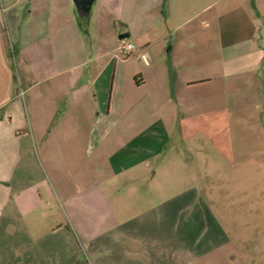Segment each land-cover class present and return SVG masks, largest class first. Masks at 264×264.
Instances as JSON below:
<instances>
[{
    "label": "crops",
    "instance_id": "obj_1",
    "mask_svg": "<svg viewBox=\"0 0 264 264\" xmlns=\"http://www.w3.org/2000/svg\"><path fill=\"white\" fill-rule=\"evenodd\" d=\"M147 2L130 29L123 0H97L85 50L71 0H48L52 40L27 26L31 0H0V264H258L262 248L218 218L232 211L199 201L202 168L264 153L262 140L253 154L236 143L264 138V0H168L164 17ZM116 20L134 34L129 55L124 38L104 45Z\"/></svg>",
    "mask_w": 264,
    "mask_h": 264
},
{
    "label": "rangeland",
    "instance_id": "obj_2",
    "mask_svg": "<svg viewBox=\"0 0 264 264\" xmlns=\"http://www.w3.org/2000/svg\"><path fill=\"white\" fill-rule=\"evenodd\" d=\"M167 1L168 0H161V14L163 15V17L166 15V5L168 6ZM184 1L190 3L193 0ZM41 2L42 4L38 5ZM256 2H258V0H256ZM146 3H148L147 0H123L122 17L123 19H125L124 21L128 24L130 29H134L133 27L136 25V23L139 24V22H144L145 18L142 15L146 11L143 7ZM30 5L34 6L33 9H35L36 7V19L28 20L29 24H27V26L31 27L30 30H32V28L35 26H40V30L36 31H39L42 37L46 40L50 36L47 21L51 5H49L48 0H31ZM60 9L62 10V8ZM131 9L133 13L131 12ZM65 10L68 14L72 15L74 29L76 33L79 34L78 39H72L73 46L77 48L81 46V48L85 50L93 48L94 43H96V39L94 40L93 36H96L95 17L97 11V0H94L89 13L85 15H79L76 11V8L74 7V4L72 7H67ZM61 14L63 13L61 12ZM158 21L160 22L161 20L159 19ZM125 27L126 25L122 23L121 20H116L112 22L109 27L105 28L103 30V35L106 38V41L104 42L105 47L110 46L111 35H113L114 37H118L119 34L127 32ZM88 30L89 34L87 33ZM133 36L134 34H132L130 37L128 35L124 39L125 41H133ZM50 39L52 40V38H49V40ZM61 39H64V37H61ZM133 42L135 43V41ZM28 44L30 43L27 41L25 47H27ZM32 47L33 44H31L30 47H27L28 56L33 55ZM9 48V62L13 70V82H15L17 87L19 86L18 90H27V85L25 83L26 81H28V78L25 77L23 70L19 66L17 55H14V53L11 52L12 44H9ZM133 50L135 51V49ZM21 78L23 81H25V83H23L22 81L20 83ZM24 85L26 86V88L24 87ZM19 98L21 107H23L22 101H25V111L22 112V116L24 117V120L26 118L25 125L28 126V120L30 118L33 119V117L35 116L34 113L36 112V107L33 102V92L29 90L25 91L20 94ZM46 109L45 111L48 112L49 109L47 107ZM261 140L264 141V138L255 135V137H246L245 140L242 139L241 141H236V143L238 144L239 149L240 146L243 150H249V148H251V150L254 149V152L250 153L253 154L260 147L259 145L261 144ZM247 154L248 153H245L244 155L241 154L236 158V162L238 165L234 168H231L227 164L222 163L219 159L218 161H214L215 164H213L212 162L210 166L202 168V173L204 174V172L206 171V175L208 176L203 177V186L205 187V189L201 192L199 203H201L202 207H213L219 212L223 211V213L232 211L230 213L233 215H230L229 217L231 219H235L236 221L232 223V225L227 224V219L229 217H227L226 219L225 217L219 215L218 218L222 222H225L224 226L227 230L228 235L233 241H235L236 243H240L244 241L243 238H241V235H245L246 239L252 242L251 245L255 244L262 248V252L258 254L259 257L257 259L259 261L258 264H262V261H264V161H260L261 159L263 160L264 153L260 152L259 154L251 155V158L249 160L250 162L248 163L245 159V156ZM212 155L208 154L206 155L207 157L204 158L205 155L202 151L203 158L200 160V163L202 161H207L208 159L215 160L214 157H211ZM242 158H244V160H241ZM46 176L47 178H49V174L47 172ZM189 184L190 183H187L186 187H188ZM196 187L198 189L199 184L196 185ZM196 203L198 207V202L196 201ZM198 232V230L196 231V233L192 232L191 238L200 235L199 233L201 231L199 233ZM218 238L220 239V236H218ZM249 248L252 249V247ZM245 254L250 255L247 252H245ZM80 256L81 258H84L82 251H80ZM232 262L233 264H240L237 259Z\"/></svg>",
    "mask_w": 264,
    "mask_h": 264
},
{
    "label": "water",
    "instance_id": "obj_3",
    "mask_svg": "<svg viewBox=\"0 0 264 264\" xmlns=\"http://www.w3.org/2000/svg\"><path fill=\"white\" fill-rule=\"evenodd\" d=\"M72 3L74 4V7L76 8V11L79 15H85L88 14L91 5L94 2V0H71ZM129 35L128 32H124L119 34V38L123 39Z\"/></svg>",
    "mask_w": 264,
    "mask_h": 264
},
{
    "label": "built area",
    "instance_id": "obj_4",
    "mask_svg": "<svg viewBox=\"0 0 264 264\" xmlns=\"http://www.w3.org/2000/svg\"><path fill=\"white\" fill-rule=\"evenodd\" d=\"M133 49H134V42L133 41H125V42H122L118 46V51L122 55H129V54H131V52L133 51ZM11 52H12V48H11Z\"/></svg>",
    "mask_w": 264,
    "mask_h": 264
},
{
    "label": "trees",
    "instance_id": "obj_5",
    "mask_svg": "<svg viewBox=\"0 0 264 264\" xmlns=\"http://www.w3.org/2000/svg\"><path fill=\"white\" fill-rule=\"evenodd\" d=\"M163 6H164V2H163Z\"/></svg>",
    "mask_w": 264,
    "mask_h": 264
}]
</instances>
